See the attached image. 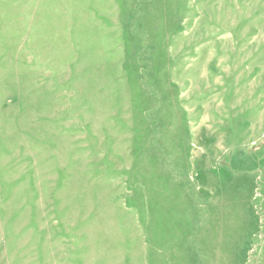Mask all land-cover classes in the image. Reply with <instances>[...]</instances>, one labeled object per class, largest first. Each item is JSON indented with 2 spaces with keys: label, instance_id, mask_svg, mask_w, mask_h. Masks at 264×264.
<instances>
[{
  "label": "rangeland",
  "instance_id": "obj_1",
  "mask_svg": "<svg viewBox=\"0 0 264 264\" xmlns=\"http://www.w3.org/2000/svg\"><path fill=\"white\" fill-rule=\"evenodd\" d=\"M0 264H264V0H0Z\"/></svg>",
  "mask_w": 264,
  "mask_h": 264
}]
</instances>
